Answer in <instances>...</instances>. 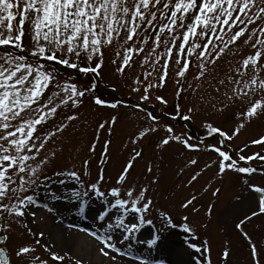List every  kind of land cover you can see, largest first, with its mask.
<instances>
[{
  "label": "snow or ice",
  "instance_id": "obj_1",
  "mask_svg": "<svg viewBox=\"0 0 264 264\" xmlns=\"http://www.w3.org/2000/svg\"><path fill=\"white\" fill-rule=\"evenodd\" d=\"M106 67L116 79L105 87L138 94L136 103L97 94ZM169 81L171 107L161 94ZM145 102L158 103L160 114ZM122 108L140 122L122 143L127 155L113 175L107 167ZM85 110L97 116L92 136L61 165L69 130L79 131L77 122L90 126L81 121ZM198 118L204 135L196 140L171 122ZM257 122H264V0H0V264H85L29 226L27 216L33 225L42 219L33 208L51 214L49 202L58 201L85 220L89 202H99L91 225H66L91 239L99 264H163L130 249L134 241L158 247L162 233L176 228L185 234L188 264H214L209 229L229 173L239 183L232 200L247 206L233 222L247 248L245 264H264V123L253 129ZM149 138L158 159L145 158ZM173 145L180 147L178 187L191 189L178 204L181 223L157 200L163 153ZM202 153L209 158L201 164ZM209 189L213 199L198 219ZM254 221L260 223L250 232ZM146 228L150 238L140 241ZM232 254L225 239L216 264H230Z\"/></svg>",
  "mask_w": 264,
  "mask_h": 264
},
{
  "label": "rangeland",
  "instance_id": "obj_2",
  "mask_svg": "<svg viewBox=\"0 0 264 264\" xmlns=\"http://www.w3.org/2000/svg\"><path fill=\"white\" fill-rule=\"evenodd\" d=\"M223 64V62H221ZM116 78L113 76L111 69L106 67L104 70V78L100 81L98 93L104 98H113L118 97L123 100H126L129 105L137 102L138 94H130L129 91L125 88H121L117 93H112L111 89L105 87L106 84L113 82ZM81 80L83 78L81 77ZM173 84L169 81L168 85L165 89L161 90V94L165 95L169 99V107H171L172 99H173ZM145 106L147 109L152 110L155 113L161 112V106L156 102H145ZM109 109L102 110L103 115H107ZM132 109L131 108H122L119 110L120 121L116 126V132L113 135L112 139L114 141L112 145V154L113 158L107 167V171L110 174H115L117 169L120 166V163L123 161L125 156L127 155L126 150H122V143L127 139L128 134L133 130L134 126L139 123L138 119H134L131 116ZM84 118H88L90 122V126L83 127L81 126V122H77L76 127L79 128V131L73 132L69 130L67 134L69 139L65 140L64 143V152L60 156L58 161L59 164L63 165L69 161L70 157L75 156V151L77 147H83L89 138L92 136L93 127L95 119H97L96 113L91 112L90 110H85L81 121ZM217 121L225 126H228V123L225 122L223 117H217ZM165 121H161L164 123ZM175 124L177 131H186L189 135L194 138L203 137V129L200 127L199 118L191 123H187L186 128L181 126L180 120L171 121ZM260 123L257 122L253 125V129H256ZM191 126V129L190 127ZM191 130V133H189ZM163 133H159L157 135H162ZM252 134L251 130L245 132L238 139H236L233 143L235 148L237 146L242 145V143L247 139V137ZM104 139V134L101 135V143L97 145V152L100 151L102 146V142ZM197 139V138H196ZM231 145V144H230ZM143 146L145 149V158L152 157L153 159H158L159 154L154 152V144L153 138H149L143 142ZM231 147V146H230ZM180 147L177 145H173L169 147L163 153V161H162V179L160 185V195L157 197L158 203L163 206L169 208L177 223H181L180 213L183 211L179 209L178 204L179 201L191 191V189L185 187H178L181 184V178L176 175V166L180 163V158L178 156V152ZM258 150L253 147L250 150L253 151ZM83 153H81L82 155ZM190 155H196L195 153H190ZM209 158V154L202 153L200 154L201 164ZM77 164H79V160H75ZM143 165V161L137 165V173L140 171ZM212 171H208L198 183L195 184V190L199 191L202 185L211 177ZM92 173L93 176L96 174V164L95 161L92 164ZM135 175V174H134ZM186 179V177H185ZM224 193L221 196L220 200L217 202V207L215 209V215L213 217V224L209 229V232L212 235L213 240V261L216 264V253L223 246V242L225 239H228L232 242L233 254H232V262L235 264H245L247 259V248L243 239L237 234V232L233 228V222L235 219L240 216L242 213L247 211V206L244 204L235 203L232 200V195L234 192L239 190V183L236 174L229 173V175L224 177ZM59 187V186H57ZM42 192V191H41ZM43 193V192H42ZM41 193V195H42ZM44 198V193L41 197L42 201ZM211 189L208 192L203 193L200 197L199 204L201 205V210L198 219H204V212L207 204L212 200ZM50 204L54 203L55 212L48 213L46 210L42 208H33L34 211L37 212L39 217H42L36 224H31L32 217L29 215L26 219L29 221V226L33 228V231L44 230L46 233V239H50L55 245L56 248L54 250L57 251H71L72 255H78L83 257L85 264H99V258L95 256V246L93 245V249H89L90 245L93 244L90 238L84 237L82 235L77 236L75 234L74 241H66L67 237L71 233H75L76 229H67V224H80L83 225H91L93 223L92 216L95 214L96 210L100 207L99 202L90 201L88 208L86 210V214L88 219L85 220L79 213L75 211L72 204L58 201V202H49ZM259 221H254L252 224L248 225V230L250 232L256 231V225L259 224ZM157 228L160 227L159 223L156 225ZM223 228V231H220V228ZM149 229H144L140 234V241H146L150 238ZM152 232H155V229H151ZM184 236L185 234L179 228L176 229H168L166 232L162 233V241L158 247L149 248L146 244L133 242V247L130 249L135 256H149L151 259L157 262H163V264H188L189 255L188 252L190 250H186V246L184 244ZM38 238V237H37ZM68 240V239H67ZM41 253H43L42 249H39ZM230 262V264H232ZM50 264H54V262L50 261ZM64 264H70L69 261H65ZM121 264H126L124 260H121Z\"/></svg>",
  "mask_w": 264,
  "mask_h": 264
},
{
  "label": "bare ground",
  "instance_id": "obj_3",
  "mask_svg": "<svg viewBox=\"0 0 264 264\" xmlns=\"http://www.w3.org/2000/svg\"><path fill=\"white\" fill-rule=\"evenodd\" d=\"M75 234H76L77 236H80V235H81L79 232L71 233V234L67 237L68 240L66 239V241H70V240H73V241H74V239H76V238H75ZM93 245H94V244H91V245H90V248H89L90 250L93 249Z\"/></svg>",
  "mask_w": 264,
  "mask_h": 264
}]
</instances>
